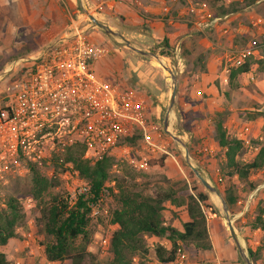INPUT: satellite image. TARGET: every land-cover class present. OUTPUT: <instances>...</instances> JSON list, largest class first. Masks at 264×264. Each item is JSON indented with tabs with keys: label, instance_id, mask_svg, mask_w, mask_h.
<instances>
[{
	"label": "rangeland",
	"instance_id": "obj_1",
	"mask_svg": "<svg viewBox=\"0 0 264 264\" xmlns=\"http://www.w3.org/2000/svg\"><path fill=\"white\" fill-rule=\"evenodd\" d=\"M178 1L179 4L177 6L173 5L169 7V14L178 19H182V16L184 18H188L185 13H181L179 16L174 15L180 8H182L184 12L187 10L186 0ZM224 1L230 2L233 0ZM238 1L240 2L242 0ZM260 1V4H263L262 10L264 11V0H258L257 3ZM84 2V0H47L46 2L43 1L40 4L38 3L41 7H47L50 12L49 22L43 25V31H53L55 29L62 28L59 32L63 33L68 29V26L72 22H79L80 27H85L87 37L94 41L97 45L105 48L106 51L98 58L99 60L111 58L114 61L118 59L124 61V68H127L129 71V76L126 73L127 78L129 77L131 80H134L139 84L137 91L145 99L147 123L162 129L164 128V117L168 113L167 130L171 132L173 137L170 138L168 133L164 134V138L167 142V150L171 154L166 155V157L172 161V163L170 162L169 164L175 176L167 178L164 173V169L162 168L163 166L161 167L157 164L149 165V160L157 159L161 155L165 154L144 149L138 140H135L133 144L128 145L127 153L120 150L113 151L112 155L115 158V164L110 169L111 179L106 183L105 190L102 192L97 204H95L92 214H90V217L92 218L90 225L92 236L87 246V250L93 254L94 258L88 256L85 262L88 263L92 261L95 264H107L109 255L107 249V235L114 229V225H110L106 218L110 208L115 205V199L111 195L112 192H109L108 187H113L114 191H116L117 185L119 184L125 186L137 184L139 186V190L144 194L157 195L169 189L172 183L185 181L186 183L179 184L177 187L188 189L195 187L198 190H204L208 193L210 201L218 210L216 215V218L219 221L217 229L218 234L213 233V236L215 235L214 242L216 250L221 254L220 257L217 258L219 263L247 264L238 251L237 245L229 231L228 224H231L239 245L243 249V252L247 254V244L243 234L238 229V226L243 224L247 217H252L254 215V212H250L249 206L254 201L255 196L264 199V168L250 172L245 180L234 178L233 182L237 187L239 201L236 203L233 213L228 210L224 211L220 198L222 196L218 189L220 187L221 190V185L216 182L218 178L217 168L219 155L218 151L214 150L211 128L216 110L212 109V106V108H209L208 105H210V103L207 105L205 103L206 100L204 99L203 104H196V106L201 105L202 107V118H200L197 116V111H193L195 113L192 112V109L191 111H183L184 109H181L182 104H178L177 101L175 103L174 100L173 106L170 108L169 112H167L169 96L172 88V79L171 77L169 78L162 70V62L163 60H166L169 68L176 76V93L178 91L182 93L184 87L183 81L187 76L180 71L181 68L186 67V60L182 56L181 51L182 46L180 47L179 44L180 48L178 57H175L174 46H172V56L167 58L160 55L158 50L155 54L150 51L156 44L153 43L150 44V47L144 48L146 52L152 53V55L148 57L141 56L136 51L130 49L121 37L106 33L104 27L101 28L96 26L91 20L87 19L88 14L92 15L98 21L108 26L111 30L120 33L124 38L129 40L131 45L137 48H143L138 44L139 42L135 41L136 39L131 37L130 32L120 30L116 27L112 18L114 12L110 11L102 14L100 12H90V10L86 11L87 7L84 6ZM9 3L10 4L5 7H0V104L4 101V95L10 86V79L17 78L21 73V65L26 63V61L17 60L22 55L18 58L6 61V59L12 55H8L7 53L13 51L15 52L22 46H25V44H28L27 42L22 41L23 34L26 30H24L25 26L24 28H21L23 23H18L19 7L15 4V2ZM237 12L243 13V15L241 14V20L244 22L243 25L245 26L240 32L236 30L238 25L236 24V19L234 21L235 25H231V28H234L233 36H228L227 34L221 35L218 25L215 26L214 29L210 28L204 32L212 34L210 36L208 35L209 39H211V36L215 37L212 41H220L223 44L226 41L228 44L230 43L234 46L232 48L237 49L252 47L253 53L248 58L252 60V67L254 68L252 70V74L254 78L251 80L246 75L241 76L238 80H234L233 87L231 88V91H235L236 88H240L247 94L246 97L248 100L238 93L236 96L230 98L231 93L227 91L224 96L227 98L229 103H227L225 107L221 105L216 109L227 111L231 103L237 106L240 112L239 114L243 115L247 121V135H244V137L248 140L257 138L264 140V73L260 74L255 71L256 64L254 62L264 57V42H255L260 36L264 35V21L261 24L262 26L252 23L251 20L253 19V16L257 14L253 6H245ZM14 20H17V22ZM189 24L193 26L191 22H189ZM194 29L193 31H196V29ZM29 44H31V42H29ZM39 47L34 48V50H37ZM190 55L191 54H189V63L191 65L194 56ZM253 56H255V58ZM156 58H160L158 63L155 61ZM12 60L19 61V65H16V67L8 73H4L6 66H8L9 62ZM227 65L228 63H226V67ZM121 70L122 69L118 70L120 74ZM127 81L129 82V79H127ZM199 90L200 88H196L195 91L198 92ZM162 92L164 94H161ZM159 94H161V96L158 99L156 95ZM202 94L204 95V93ZM204 97H206V95ZM241 99L243 101H241ZM153 101H155V103H153ZM183 112H186L185 115H183ZM229 112L230 111H227L225 114L223 119L224 123L229 115ZM193 119L196 120V123H192ZM195 124H203L204 128L208 130V138L202 136L200 140L193 137V134H195L196 131ZM174 136H176L180 141H177ZM186 144L190 147V151L187 149V153L185 151ZM251 157L252 151L247 152L243 156L244 160L247 161L250 160ZM130 159H133L136 164L134 165L131 163ZM190 164L198 169L201 176H203L204 179L216 189V192L209 191L202 184L200 179L193 172ZM25 169H27V167L24 168V170L22 168H16L12 174L7 175L8 182L0 184V192L3 194L0 197V205L2 204V199L5 196H15L21 205V212L24 214V221L16 227V235L10 238L5 245L0 246V251L6 255L11 264H53L52 262L47 261L44 255V243L50 238L45 235L42 230L41 222L38 221L40 218V212L37 208L35 209L34 201L29 196L24 195V192H26L29 185V172H26ZM60 171L62 170L58 168L57 175ZM59 179L61 181L60 187L53 189L52 192L63 190L66 198L68 199L69 194L67 187L71 188L74 184L69 182L66 184L64 179L60 177ZM248 184L254 185V187L248 188ZM182 210L183 207L181 205H173L169 201L164 203L163 211L166 214L167 220H174L176 225H181ZM212 216H215V214L208 212L207 218ZM28 233H30L29 236H27ZM249 239L253 248H256V246L259 245L262 246L261 255L264 258V233L259 230L250 231ZM145 240L148 251L143 258H139V261L141 264H158L155 257V248L157 245H162L167 248V246H169V242L166 239H158L152 236H145ZM184 249L187 251L188 264L210 261L208 259L205 261L199 259L198 254L192 248L185 247ZM212 258L213 257H211V260Z\"/></svg>",
	"mask_w": 264,
	"mask_h": 264
},
{
	"label": "trees",
	"instance_id": "obj_2",
	"mask_svg": "<svg viewBox=\"0 0 264 264\" xmlns=\"http://www.w3.org/2000/svg\"><path fill=\"white\" fill-rule=\"evenodd\" d=\"M256 1L258 0H242L240 2L238 0L230 2L206 0L212 16L221 17L232 14L245 6L252 5L255 12L264 18L263 4H260L261 1L258 3ZM192 34L199 36L202 35V32L196 30ZM255 42L263 43L264 35ZM159 45L162 46L160 50H158ZM157 50L162 56H172L167 38H163L150 51L155 54ZM181 51L186 60L184 74L195 72L197 66L200 69L203 68L200 55L190 65V51L183 46ZM19 56L20 54L14 53L6 61ZM254 62L256 64L255 71L263 74L264 57ZM251 65L252 60L246 58L240 66L229 67L228 84L230 88L233 87L234 80L238 76L249 71ZM123 78L126 81V86L137 91L139 84L136 81L129 77ZM14 79H10V82ZM215 84L217 86L216 82ZM226 113V110H216L211 128L212 139L218 148L219 155L216 182L221 185V190L220 187L218 189L227 210L233 213L234 207L239 201V194L233 180L234 178L245 180L250 172L264 168V140L257 138L245 142L243 139L228 134L223 120ZM136 138L137 136L127 137L123 141L133 144ZM186 147L190 151L188 144ZM253 147H257V149L253 150ZM83 150L84 146L76 143L66 147L61 155H54L50 159V164L46 159L42 160L40 165L28 163L29 185L24 195L34 201L35 209L37 208L40 212L38 221L41 222L45 235L50 238L44 243L43 251L46 260L53 264H95L92 261L85 262L88 256L94 258L93 254L87 250L92 236L89 204L100 198L105 190L106 183L111 179L110 169L115 164V158L112 154H107L102 159L89 164L81 157ZM251 151V159L244 160L243 156ZM165 158L166 155H161L157 159L149 160L148 164L163 166ZM69 164L78 172L88 187V192L78 196L73 203L68 201L63 190L52 192L53 189L59 188L61 185L57 169L64 170ZM48 168L53 170L52 175H48ZM182 183L186 182H174L169 189L157 195L144 194L139 190L137 184L132 186L119 184L116 191L113 187H108L115 199V205L110 208L106 218L110 225H114V229L107 235L109 253L107 264H141L139 258H143L148 251L145 236L164 238L169 242L168 248L162 245L156 246L155 257L158 264H171L179 243L184 248L189 247L194 251L211 249L207 214L210 212L216 216L218 210L210 201L207 192L195 187L191 189L177 187ZM252 187L254 185L248 184V188ZM2 200L0 205V246L5 245L10 238L16 235V227L24 221L21 205L15 196H5ZM167 201L173 205L183 206L187 220L181 223V229L165 222L163 210L164 203ZM249 210L254 212V215L247 217L243 224L238 226V229L246 241L249 259L253 264H264V258L261 255L262 246L253 248L249 239L250 231L259 230L264 233V199L255 196ZM0 264H11L2 251H0Z\"/></svg>",
	"mask_w": 264,
	"mask_h": 264
},
{
	"label": "built area",
	"instance_id": "obj_3",
	"mask_svg": "<svg viewBox=\"0 0 264 264\" xmlns=\"http://www.w3.org/2000/svg\"><path fill=\"white\" fill-rule=\"evenodd\" d=\"M86 11L106 13L113 11L123 0H84ZM190 21L198 30L219 26L227 33L225 24L229 14L212 16L206 0H186ZM162 11L170 8L163 5ZM89 19V17L87 18ZM90 20V19H89ZM179 46L174 47L178 57ZM86 35L85 27L72 22L67 31L51 41L36 55L19 58L26 61L21 73L10 82L4 101L0 104V184L8 182L7 175L28 163L40 165L54 155H61L66 147L79 143L84 146L82 159L89 164L115 150L128 152L127 137L136 140L148 151L171 155L164 134L171 132L147 123L146 102L136 90L120 81L107 80L96 73L93 62L105 53ZM252 47L229 48L224 55L227 69L240 66L252 54ZM9 62L4 73L19 65ZM253 80V75H249ZM248 142L247 138H240ZM257 147H253L256 150ZM134 165L136 162L130 159ZM48 175L53 170L47 169ZM58 176L74 186L67 187L68 199L88 192L78 172L67 165ZM3 195L0 192V197ZM89 204L90 214L95 204ZM30 233L27 234L29 236ZM188 255L179 243L171 264H188ZM190 264V263H189ZM197 264H220L217 258Z\"/></svg>",
	"mask_w": 264,
	"mask_h": 264
},
{
	"label": "crops",
	"instance_id": "obj_4",
	"mask_svg": "<svg viewBox=\"0 0 264 264\" xmlns=\"http://www.w3.org/2000/svg\"><path fill=\"white\" fill-rule=\"evenodd\" d=\"M43 1L46 2L47 0H0V7H5L6 5L10 4L9 2H15V4L18 5L19 7L18 23L20 24L23 23L21 28L22 27L24 28L25 26L24 30H26V32H24L23 34L22 41L28 43L25 44V46H22L23 48L21 47L19 48V50H16L15 52L14 51L10 53L6 52L8 55L18 53L22 55L19 58H24L30 55H36L38 51L41 50V48L51 43V41L60 37L62 34H64L67 31L65 30L63 33H60L59 31H61L62 28L55 29L53 31L52 30L43 31V27H44L43 25L48 23L50 19L49 9L47 7L44 6L41 7L40 5H38V3L40 4ZM178 4H179L178 0H123L122 3L116 4L115 9L112 11L114 12L112 18L116 27H118L120 30H125L127 32H130L131 37L136 39L135 41L139 42L138 44L143 47V48L138 47L142 50H145L144 48L150 47V44L153 43L159 44L163 38H167L171 49L172 46L176 47L179 46V44L181 43L183 48L189 50L190 51L189 53L194 56L193 61L196 60L197 56L199 55L201 56L202 59L200 62L201 64L203 63V68L200 69L197 66L195 72L186 74L187 76L184 78L183 81L184 82L183 92L181 93L178 91L175 95V103L177 101L178 104L179 103L180 105L182 104L181 109L182 110L184 109L183 111L186 110L191 111L192 109V112L197 111V116L202 118L201 115L202 107L201 105L196 106V104L197 103L203 104L204 103L203 100L205 99L206 100L205 103L207 105L210 103V105H208L209 108L213 107L212 109L217 110L216 108L220 107L221 105L225 107V105L229 103L227 101V98L224 96L225 92L227 91L231 93L230 98L236 96V94L238 93L247 99L246 97L247 94L243 92L240 88L239 89L236 88L235 91H231V88L229 87L228 84L229 70L226 68V60L223 57L225 55V52L229 48L234 46H232L230 43L228 44L226 41L224 42V44L221 43L220 41L214 42L212 41L215 38L214 36H211V39L208 38V35L210 36L212 34L209 33L207 34V32H204L203 30H198L194 25L191 26L189 24L190 21H188L187 18H184L182 16V19H178L171 16L169 14L170 11L168 13L162 11L163 5H167L168 7H170L173 5L177 6ZM248 7H252V5H249ZM182 12L184 11L182 10V8H180L179 11L176 13V16H179ZM235 13L229 14V19L225 23L228 27V31L227 33L224 34H227L228 36L234 35L233 32L234 28H231V25L232 26L235 25L234 22L235 19L237 20L236 24H238L236 30L240 32L243 29V27H245L243 25L244 22L241 20L243 13L241 12H237L236 14ZM14 21L17 22V20ZM251 21L253 24L262 26L261 24L264 21V18L258 14H255ZM194 28L202 32V35L198 36L196 34H192L193 32L192 30ZM224 34L221 32V35ZM29 42H31V44H29ZM37 47L39 48L37 50H34V48ZM161 48L162 46L159 45L158 50H160ZM6 51H10V50H6ZM253 57L255 58V56ZM200 62L198 63L199 66H200ZM123 63L124 61L121 59L115 61L112 60L111 58L105 60L97 59L93 62V67L96 73L101 77L111 81L119 80L120 82H122L123 85H125L126 81L124 80L123 77H127V74L129 76V71L124 69L125 64ZM156 63H158V61H156ZM162 63H163L162 70L170 78L167 61L163 60ZM252 66L253 65L250 66L248 72L238 76L237 80L238 78L244 75L249 77V75L252 74V70L254 69ZM120 69H122L121 74L120 72H118V70ZM184 69L185 68L183 67L180 69V71L183 73ZM215 82L217 83V86ZM196 88H200V90L197 92L195 91ZM202 93H204V95ZM161 94L164 93L162 92ZM161 94L156 95L158 99L160 98ZM205 95L206 97H204ZM241 101L243 100L241 99ZM227 111H230L224 123L227 133L239 139L244 138V135H247L246 119L243 117V115L239 114L240 112L237 106L233 105L232 103L231 105H229ZM185 113L186 112H183V115H185ZM194 122L196 123V120L193 119L192 123ZM195 127H196L195 129L196 131L195 134H193L194 138L196 137L197 139L200 140L202 136L208 138V130L204 128L203 124L201 125L195 124ZM213 145H214V150L215 151L218 150L215 143H213ZM170 162L172 163V161L166 157L164 160L163 167L161 166L164 169V173L167 178L175 177L170 168V164H169ZM163 214L165 216V222L167 224L175 228L181 229V225H176L174 223V220L172 221L167 220L164 211ZM181 220H182L181 223L187 220V214L184 208L181 213ZM218 223L219 221L217 220L216 216L207 218V228H208L209 238L211 241V249L196 250L199 259H202L203 261L207 259L211 260V257L218 258L221 255L216 250V246L214 242L215 235L213 236V233L218 234L217 231Z\"/></svg>",
	"mask_w": 264,
	"mask_h": 264
},
{
	"label": "water",
	"instance_id": "obj_5",
	"mask_svg": "<svg viewBox=\"0 0 264 264\" xmlns=\"http://www.w3.org/2000/svg\"><path fill=\"white\" fill-rule=\"evenodd\" d=\"M88 17H89V19H90V20H91L96 26H99V27H101V28L104 27L106 33H109V34H112V35H117V36L121 37V38L124 40L125 44H126L130 49H132V50L136 51L137 53H139V54H141V55H143V56H146V57L152 55V53H148V52H146L145 50H142V49H140V48H137V47L131 45L130 42H129V40H127L126 38H124L120 33L111 30L108 26H106V25H104L103 23H101L100 21H98V20H97L95 17H93L92 15L88 14ZM169 73H170V77H171V79H172V88H171V92H170V96H169V104H168V111H167V112H169L170 108L173 106V103H174V100H175V95H176V76H175V74H173V72H172V70H171L170 68H169ZM167 114H168V113H167ZM167 114L165 115L164 120H163V127H164L165 130H166L167 127H168V115H167ZM174 138H175L177 141H180L176 136H174ZM182 144H183V143H182ZM184 147H185V145H184ZM185 151H186V153H187V148H186V147H185ZM190 166H191L193 172L196 174V176L200 179V181L202 182V184H203V185H204L209 191H211V192H216V189H215L212 185H210V184L204 179L203 176H201V174H200V172L198 171V169L195 168V167H193L191 164H190ZM220 198H221V202H222V205H223V210H224V211H227V209H226V205H225V201L223 200L222 197H220ZM228 228H229V231H230V233H231V235H232V237H233V239H234V241H235V243H236V245H237L238 251H239V253L242 255V257L244 258L245 262H246L247 264H252V262H251V260L249 259L248 255L245 254V253L243 252V249H242L241 246L239 245V243H238V241H237V238H236L235 235H234L233 228H232L231 224H228Z\"/></svg>",
	"mask_w": 264,
	"mask_h": 264
},
{
	"label": "bare ground",
	"instance_id": "obj_6",
	"mask_svg": "<svg viewBox=\"0 0 264 264\" xmlns=\"http://www.w3.org/2000/svg\"><path fill=\"white\" fill-rule=\"evenodd\" d=\"M155 61H160V58H156ZM168 71H169V69H168Z\"/></svg>",
	"mask_w": 264,
	"mask_h": 264
}]
</instances>
